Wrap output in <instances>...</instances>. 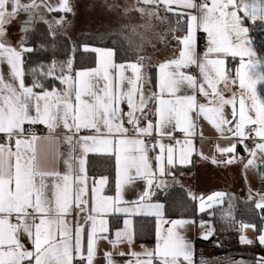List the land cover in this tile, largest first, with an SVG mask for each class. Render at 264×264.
I'll use <instances>...</instances> for the list:
<instances>
[{
    "label": "snow or ice",
    "instance_id": "obj_1",
    "mask_svg": "<svg viewBox=\"0 0 264 264\" xmlns=\"http://www.w3.org/2000/svg\"><path fill=\"white\" fill-rule=\"evenodd\" d=\"M144 5H164L168 12L179 8L178 15L187 17V34L178 38L182 49L178 59L165 62L156 61L159 68L158 92L145 87L150 79L143 69L152 67V58L141 55L130 63L132 75L126 77L125 64H116V48L83 46V51L97 54V67L75 71L73 58L57 64L40 65L32 68L31 85L25 82L26 69L24 53L33 49L21 37L17 48L8 41L9 27L24 14L27 19L20 22V31L28 32L39 15L41 6L49 12H71L70 0H0V133L8 140L15 139V151L0 144V264H97V241L106 239L108 231L106 215L113 213L144 214L160 218L157 220V244L154 249H144L142 253L132 252L134 258L126 264H193V245L178 232L186 221H168L172 227L162 236L159 224L163 217V205L152 203L154 188H160L163 181L156 183L157 172L150 163L148 153L153 151L145 137H172L176 130L187 139L181 147L179 164L190 162L194 150L197 116H203L222 134L225 130L232 134L233 142L217 148L227 159L219 161L232 164L238 144L248 152L245 169L258 168L257 157L264 164V99L257 95L256 85L264 82V72L252 43L245 20L264 23V0H142ZM143 11V8L138 9ZM48 23V21H44ZM56 23H63V17ZM179 23V21H178ZM202 29L207 34V48L203 54L196 50L195 33ZM127 39H131L130 37ZM75 46H73V51ZM240 57V67L236 77L241 90L238 99L228 98L225 90L235 84L225 68L222 56ZM215 56V58H212ZM247 57V59H245ZM148 60V63L145 61ZM195 66L202 79L189 74L185 69ZM57 69L59 72L57 74ZM48 79H59L63 90L51 88L44 83ZM223 84V88L219 87ZM188 90H191L189 93ZM197 94L211 99L199 103ZM126 104L125 113L121 105ZM149 104L153 110H149ZM232 106V120L226 118L225 106ZM35 115H32V111ZM127 116L125 120L124 117ZM154 116V120L153 117ZM25 123L46 124L54 131L61 124L68 130L64 137L70 146L64 159L65 171L45 170L39 165L36 154V136L24 135ZM128 125L131 126L128 127ZM88 130L87 135H78ZM131 133V135L129 134ZM202 135V134H201ZM251 148L245 140L256 139ZM45 139H50L47 137ZM179 143V141H177ZM186 146V147H185ZM160 154L155 157L159 176L175 174L171 171L177 164L175 148L159 144ZM79 149V154H77ZM166 151V157H165ZM104 153L115 158L116 195H103L107 177L87 184V155ZM202 155V154H201ZM213 163H217L214 159ZM167 166V171H166ZM137 180L146 182L145 190L136 201H125L123 189L134 185ZM97 183L99 186H97ZM223 193L201 198L200 208L211 207L223 197ZM259 199L250 197L256 209L264 212V194ZM192 199H196L192 196ZM124 205H129L125 207ZM135 205V207H130ZM74 222L69 226L68 217ZM80 216L85 227L76 217ZM13 220L15 222H13ZM125 231L117 232V240L132 242L133 235L127 231L131 222L124 221ZM244 227H249L244 225ZM255 228V226H252ZM257 239L240 237L245 245L258 243L264 246V229H256ZM211 230L204 235L208 239ZM86 235V244L83 238ZM27 238L33 249L22 243ZM124 256L125 253L120 252ZM105 264H114L113 254L104 253ZM205 264V262H202ZM230 264H244L231 261ZM252 264H264V256L253 259Z\"/></svg>",
    "mask_w": 264,
    "mask_h": 264
},
{
    "label": "crops",
    "instance_id": "obj_2",
    "mask_svg": "<svg viewBox=\"0 0 264 264\" xmlns=\"http://www.w3.org/2000/svg\"><path fill=\"white\" fill-rule=\"evenodd\" d=\"M23 2H28V0H23ZM53 5H56V0H51ZM134 4H137L138 8H143L145 9L147 6L152 7L154 5H144L142 0H132ZM198 2V0H197ZM210 2V0H209ZM164 5H158L155 6L156 9L162 10V13L167 12L165 10ZM175 11L173 13H179L183 10L176 8V6H173ZM40 13L43 14V19L38 15L36 17V21L42 20V21H48V24H54L56 26L57 31L64 33L65 31L62 28V23L58 24L56 21L60 20V18L66 14V12L63 11H53L49 12L47 8L41 6L38 10ZM27 19V16L24 14H21L16 21L13 22V24L9 27V34H8V41L16 46L18 48V44L16 43V40L13 38L14 36L12 33V27L14 25H19L18 29H20V22ZM35 21V22H36ZM260 22L259 20H257ZM252 22H249L245 20L244 26L248 27L250 30V25ZM264 26V23H262ZM200 33H204L206 38L207 34L203 32L202 29H197L195 33V38H196V50H197V44H198V37ZM187 34V29L183 35H181L179 38H182L184 35ZM249 36L251 38L252 43L249 45V47L252 48V50L256 53V58L259 61L260 67L257 69L258 72H264V58H258L257 57V49L254 44V41L250 35L249 31ZM92 47H97V48H106L102 46H95V45H89ZM182 49V44L180 43V40L175 42L174 45H171L170 47V54L166 57H164L160 62H165L169 59H178L179 58V53L180 50ZM94 53V52H93ZM95 55V64L90 67H82L79 69H73V75L75 71H80V70H86L90 68H95L97 67V54L94 53ZM212 58H215L213 56ZM221 58L225 59V68L227 70L228 75L236 80L235 84H229V87L225 90V96L228 98H232L233 96L236 97L237 99V111L239 109V104H238V99L240 96V88H239V81L238 78L236 77L235 73L236 70L240 67V57H232L230 55L227 56H222ZM247 59V57H245ZM114 61L116 64H125L127 70L125 71V76H131L132 72L130 67H127L130 63L136 62L134 60H124V61H118L116 60V56L114 57ZM6 65H0V68L6 69ZM143 72L145 73V76L150 79V83L146 84L145 87L148 88L150 91H156L158 92V78H159V68L156 66L155 70V82L153 83L148 70L143 69ZM193 75H196L198 79H202L199 70H197L196 73ZM28 85V84H27ZM65 86H61V90H63ZM219 87L223 88V84L221 83ZM257 89V95L260 96L261 99H264V82H261L256 85ZM189 93L191 90H188ZM203 97L199 94H197V100L199 103H207L208 99H211V97L204 98V100H200L199 98ZM121 107L124 109L125 113L128 111L127 105L123 104ZM149 110H153V105L149 104ZM232 106L228 105L225 106L224 108V113L227 119L232 120ZM32 115H35V111L33 110ZM154 120V116L152 117ZM124 119H127V116L125 115ZM40 125L47 126L46 124L43 123H38ZM30 124L25 123L24 128L26 129V132L24 133L25 136L31 137V136H36L38 139L36 140L35 146H36V154H37V159L39 162V165L42 169L45 170H56L63 172L65 171V165H64V159L67 158V153L69 151L70 146L65 142L64 137L66 135H69L68 130L63 128V125L61 124L59 127H57L54 131L49 130V133L47 134H42V133H31L28 131V126ZM196 135L193 138L194 140V150L190 154V162L186 164H179V155H180V150L181 147L184 146V141L187 139L185 134L182 137H179L172 142H169L167 139V136L165 137H160V140L158 143H156V147L153 151H150L148 153L150 157V163L152 164L153 168L157 172V177H156V183H160L161 181L164 182V184L161 185L160 188H154L153 189V195L151 196V202L152 203H159L163 205V217L161 219V222L159 224V229L160 233L163 236L167 229L172 227L168 221H173V220H178V221H186L183 225V227L176 228L174 231L178 232L181 236H183L186 240L190 241L193 245V257L192 261L193 264H195V259H196V238L198 237V226L203 223L204 226L208 224V222L201 220V219H196L195 217H184V218H168L165 216V210H164V202L160 197H158V193L161 194L162 189L164 186L169 183V181L173 178L171 175H164V176H159V171L158 168L156 167V161L155 157L160 154V147L159 144L163 143L165 146V150L167 147L172 146L175 148L176 152V158H177V164L174 168L171 169V171L175 174V178H178L185 186L188 187L190 193L196 197V203H197V211L200 215H205L209 214L212 212V210L223 204L224 200L226 197L230 194H241V195H247L250 194L252 197H255L256 199H259L257 194H264V164L260 163L259 160V155L257 157V163L259 165L258 168H249L245 169L244 163H241L240 160L243 159L245 162L247 160L248 152L245 151L244 147L242 144H238L236 148V155L239 157L235 162L232 164H224L220 163L219 161L227 159V155H221L217 148L219 147H225L230 145L233 140H232V134L228 132L227 130L224 131L222 134L219 130H217L209 121H207L202 115L197 116L196 118ZM128 127L131 128L130 125ZM179 130H176L175 132H178ZM174 132V133H175ZM181 132V131H180ZM173 133V134H174ZM89 134L88 130H81V132L78 135H87ZM131 135V133H129ZM202 134V135H201ZM47 137H50V139H45ZM147 137L144 139L146 140ZM8 137L6 134L0 133V144H4ZM16 139V137H15ZM179 141V143H177ZM259 142L258 138L256 140L251 142V148L255 143ZM246 140L244 141V144H246ZM151 147V146H150ZM186 147V146H185ZM11 150L14 152L15 145ZM77 154H79V149H77ZM90 154H99V155H106L110 156L108 154L104 153H89L87 155V163H88V157ZM165 157H166V151H165ZM202 154V155H201ZM114 162L115 166V176H117L116 173V164H115V158L111 156ZM216 160L217 163H213V160ZM87 167V165H86ZM166 171H167V166H166ZM87 184L89 188L92 186V180L95 178L97 182L101 177H107L106 175H99V176H93L88 172L87 168ZM108 178V177H107ZM97 186L99 184L97 183ZM146 187V182L144 180H137L134 185H127L123 189V199L125 201H136L137 197L145 190ZM108 188V182L103 188V195L105 196H115L116 195V186L115 190L113 192H110L107 190ZM216 193H223V197L212 204L211 207L205 208L204 210H201L200 208V203H201V198H203L204 201H207V198L209 196H214ZM125 207H129V205H124ZM130 207H135V205H131ZM264 215V212H263ZM151 217L155 220V236L153 240L150 241H143L140 240L137 236L136 233V218L137 217ZM108 221V231L106 233H103V236L107 237L106 239H99L97 241V264H105L104 260V253L105 252H111L113 254V260L114 264H126V261L134 259L130 254L132 252L136 253H142L144 249L152 250L155 248L157 244V220L160 218H157L155 216H150V215H144V214H125V213H113L106 215L104 217ZM120 221L118 225H113V222ZM129 220L131 222L130 227L127 229L128 232H130L133 235L132 242L129 243L127 239H124L123 242L117 240L116 233L119 231L123 233L125 229V224L124 221ZM76 221L80 222L85 229L87 230L89 228L88 225L83 224V220L81 219L80 216L76 217ZM13 222H15L13 220ZM68 222L69 226L72 227L74 225L73 219L71 216L68 217ZM250 225H254L255 228H253L252 231V240L257 239L258 232L256 231V225L253 223H247ZM211 224L210 228L211 229ZM260 229H264V220L261 222V227ZM213 232V229H212ZM211 232V234H212ZM243 232V225L241 228V233ZM210 234V235H211ZM209 235V236H210ZM240 238V237H239ZM83 242L86 244V235L83 238ZM22 243L25 244V247L28 248L29 250L33 249V246L31 242L27 238L22 239ZM120 252L125 253L124 256L119 255ZM24 264H28L27 261L24 262ZM32 264H34V259L32 261ZM74 264H80L79 259L74 261Z\"/></svg>",
    "mask_w": 264,
    "mask_h": 264
},
{
    "label": "trees",
    "instance_id": "obj_3",
    "mask_svg": "<svg viewBox=\"0 0 264 264\" xmlns=\"http://www.w3.org/2000/svg\"><path fill=\"white\" fill-rule=\"evenodd\" d=\"M156 17H161L172 25L170 30L162 31L159 45L164 50L159 51L160 56L152 59V67L148 70L152 82H155L156 61L162 60L171 52L170 47L179 41L187 29V17L173 12L159 10ZM179 21V23H178ZM134 24V22H133ZM138 25V23H135ZM250 35L254 41L258 58H264V26L256 21L250 25ZM28 44L30 52L24 53L26 69L25 82L31 85L33 76L30 74L32 68L40 65L48 66L53 61L57 64L73 58V69L90 67L95 64L93 52L83 51L84 45H95L106 48H116V60H134L140 56L127 40L121 35H111L109 32L101 34H81L76 41H72L66 34L57 31L54 24H48L42 20L36 21L29 30ZM73 46L75 50L73 51ZM158 59V60H157ZM147 63V60L145 61ZM59 69H57V73ZM46 85L53 87L57 80H45ZM49 88V89H50ZM88 172L93 176L106 175L108 177L107 190L113 192L116 186L115 166L111 156L90 154L87 163ZM164 202L165 216L168 218L195 217L212 226L213 232L208 239L199 236L196 238L195 264H230L231 261H243L244 264H252L253 259L264 256V246L255 243L245 245L240 242L242 225L253 223L260 229L264 220L263 212L256 209L250 194H230L223 204L215 207L211 213L200 215L197 211V203L192 199L187 186L178 178H172L157 195ZM120 221L113 222L118 225ZM136 233L140 240L150 241L155 236V220L151 217L136 218Z\"/></svg>",
    "mask_w": 264,
    "mask_h": 264
},
{
    "label": "rangeland",
    "instance_id": "obj_4",
    "mask_svg": "<svg viewBox=\"0 0 264 264\" xmlns=\"http://www.w3.org/2000/svg\"><path fill=\"white\" fill-rule=\"evenodd\" d=\"M70 6L72 11L66 12L62 16V28L65 31L64 34L72 41H76L81 34L107 32L111 35L119 34L127 40V43L135 47L140 56L147 55L153 60L160 56L159 51L164 50V45L160 46L158 42L161 38V30L168 31L172 27H176L175 25L168 26V22L166 23L163 18L156 17L159 10L155 6H147L143 11H138L137 4H134L132 0H70ZM135 23H138V25ZM18 27L19 25L12 27V36L18 44V48L20 47L21 37L25 38V44L30 48L27 45L29 31L26 33L21 32ZM129 37L130 40L127 39ZM56 80L57 83L51 88L61 90L63 84L59 79ZM244 225L249 227L245 228ZM209 228L205 230L204 224L201 223L198 226L199 236L204 237L209 230L212 232V227ZM252 231V225L245 223L240 237L243 235L251 239Z\"/></svg>",
    "mask_w": 264,
    "mask_h": 264
},
{
    "label": "built area",
    "instance_id": "obj_5",
    "mask_svg": "<svg viewBox=\"0 0 264 264\" xmlns=\"http://www.w3.org/2000/svg\"><path fill=\"white\" fill-rule=\"evenodd\" d=\"M198 2H199V0H198ZM206 48H207V38H206L204 33H200L199 37H198L197 52L199 54H203L206 51ZM197 70H198V68H196L195 66H191L190 68L185 69L184 71L188 72L189 74H194L197 72ZM199 99L204 100L203 97H200ZM28 131L31 133H42V134L49 133V129L47 126L40 125L38 123L30 124L28 126ZM183 135L184 134L182 132L178 131V132H175L172 137H167V139L169 142H172L173 140H175L179 137H182ZM159 140H160V137H147L146 138V142L149 144V146H151L153 142L158 143ZM254 140H256V139H248V140H246V142H247L246 144L250 147L251 142ZM5 145L7 147L13 148L15 145V137H13L11 141H9L7 139L5 142ZM209 227H210V225L206 224L204 226V229L207 230Z\"/></svg>",
    "mask_w": 264,
    "mask_h": 264
}]
</instances>
